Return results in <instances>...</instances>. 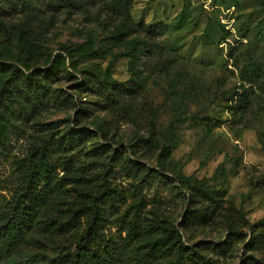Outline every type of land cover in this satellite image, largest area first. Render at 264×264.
<instances>
[{
	"label": "rangeland",
	"instance_id": "374dc122",
	"mask_svg": "<svg viewBox=\"0 0 264 264\" xmlns=\"http://www.w3.org/2000/svg\"><path fill=\"white\" fill-rule=\"evenodd\" d=\"M86 1L83 8L52 9L40 3L28 18L17 15L0 21L4 61L16 63L21 57L37 68L64 55L74 77L57 80L54 86L77 101H91L89 106L95 108L84 124L75 125L68 119L75 117L76 109L51 102L35 120L12 127L6 146H0V199H9L16 189L22 161L31 147L51 138L53 129L61 131L71 123L76 129L84 126L96 133L103 126L108 132V139L99 134L86 148L67 153L79 172L103 177L102 161L88 152L98 143L118 147L136 162L161 171L164 182L142 184L144 213L158 210L180 225L186 203L179 192L185 190L174 187L180 185L177 176L183 174L225 191L224 204L243 209L249 223L264 221V77L253 84L244 80L249 61L264 69V0H133L137 20L166 22L169 27L153 40V52L142 54L139 60L144 94L129 114L119 116L97 106L85 90L79 93L78 83L88 70L107 67L114 78L128 80L130 58L118 55L129 52L133 45H114L109 40L122 17L112 9L114 0ZM81 46L97 53L87 55ZM243 86L253 87L255 93L249 108L234 115L230 106ZM140 137L149 142H137ZM170 144L171 154L164 157L163 146ZM96 153L101 155V150ZM58 155L54 152V159ZM114 165L109 183L122 189L126 199L107 209L113 222L106 231L120 238L125 234L114 221L117 213H124L137 199L140 176L121 160ZM58 172L63 174L61 169ZM194 233L195 242L217 245L207 251L224 264H264V248L248 246L252 237L248 227L225 249L219 245L227 241L228 233L219 225ZM48 253L55 255L56 250ZM32 255L34 252L26 253L20 259L32 260ZM250 255L253 258L244 263Z\"/></svg>",
	"mask_w": 264,
	"mask_h": 264
},
{
	"label": "trees",
	"instance_id": "16d2710c",
	"mask_svg": "<svg viewBox=\"0 0 264 264\" xmlns=\"http://www.w3.org/2000/svg\"><path fill=\"white\" fill-rule=\"evenodd\" d=\"M86 0H0V21L23 15L28 18L40 3L52 9L83 8ZM114 11L121 14L120 27L110 36L114 45L132 44L127 53L119 57L130 58L131 77L126 81L114 78L111 68L88 70L78 83V92L86 91L95 104L113 116L129 114L138 97L143 93V77L139 60L144 53L153 52V40L169 27L166 22L146 23L133 15V0H114ZM28 20V19H27ZM26 20V22H27ZM229 34V31H226ZM83 50V51H82ZM87 55L97 51L81 46ZM0 53V146L10 139V130L20 121L35 120L51 102L76 109L75 117L68 119L82 125L95 108L91 101H77L75 96L54 86L57 80L72 78L74 73L64 55H57L45 67H32L26 59L6 62ZM247 80L256 83L264 77L262 65L249 61ZM264 90V88H263ZM253 87H242L233 98L231 112L244 113L251 104ZM96 133L84 126L76 129L71 123L61 131L53 129L51 138L31 147L22 161L20 181L9 199H0V264H224L207 251L216 244L195 242L196 229L219 225L227 232V241L220 249L230 247L248 227L252 237L250 248H264V221L249 223L245 211L234 205L224 204L225 191L207 185L193 175L180 174L177 180L185 192H179L186 203L183 219L177 225L158 210L144 213L146 200L142 184L152 180L164 182L163 174L156 168L136 162L120 148L111 144L92 145V152L105 168L103 177L79 172L68 152L86 148L87 142L101 134L108 139V132L98 126ZM137 142H149L145 137ZM172 145H164L162 155L169 157ZM101 150V155H97ZM54 152L59 155L54 159ZM123 162L136 176L139 195L126 208L117 213L114 223L125 236L116 238L106 231L113 221L107 209L118 206L126 199L122 189L111 186L109 175L115 161ZM61 169V175L58 170ZM103 180V181H101ZM100 181V183H99ZM141 188V189H140ZM120 239V240H119ZM50 249L56 250L51 255ZM32 260L20 259L32 253ZM253 255L245 257L253 258ZM258 262V259H255Z\"/></svg>",
	"mask_w": 264,
	"mask_h": 264
}]
</instances>
